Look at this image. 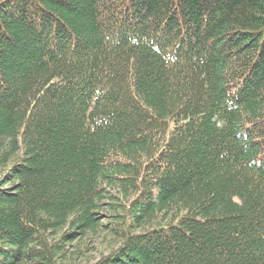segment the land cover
Masks as SVG:
<instances>
[{
    "label": "trees",
    "instance_id": "trees-1",
    "mask_svg": "<svg viewBox=\"0 0 264 264\" xmlns=\"http://www.w3.org/2000/svg\"><path fill=\"white\" fill-rule=\"evenodd\" d=\"M0 264H264V0H0Z\"/></svg>",
    "mask_w": 264,
    "mask_h": 264
},
{
    "label": "rangeland",
    "instance_id": "rangeland-1",
    "mask_svg": "<svg viewBox=\"0 0 264 264\" xmlns=\"http://www.w3.org/2000/svg\"><path fill=\"white\" fill-rule=\"evenodd\" d=\"M96 255H92V257H90L91 258V260L95 257Z\"/></svg>",
    "mask_w": 264,
    "mask_h": 264
}]
</instances>
